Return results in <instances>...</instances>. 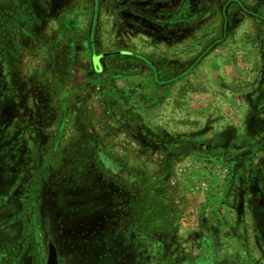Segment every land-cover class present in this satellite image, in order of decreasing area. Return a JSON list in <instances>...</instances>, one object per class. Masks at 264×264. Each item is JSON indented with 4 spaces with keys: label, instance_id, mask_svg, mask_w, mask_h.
Masks as SVG:
<instances>
[{
    "label": "rangeland",
    "instance_id": "374dc122",
    "mask_svg": "<svg viewBox=\"0 0 264 264\" xmlns=\"http://www.w3.org/2000/svg\"><path fill=\"white\" fill-rule=\"evenodd\" d=\"M253 104L264 0H0V264H264L221 195L262 174L264 142L229 187Z\"/></svg>",
    "mask_w": 264,
    "mask_h": 264
},
{
    "label": "trees",
    "instance_id": "16d2710c",
    "mask_svg": "<svg viewBox=\"0 0 264 264\" xmlns=\"http://www.w3.org/2000/svg\"><path fill=\"white\" fill-rule=\"evenodd\" d=\"M127 53V52H125ZM133 57L138 58L139 60H144V62H147V58H144L142 56L133 54ZM152 63V64H150ZM149 68L152 71V80L156 87H168L178 79H181L186 76L191 71V65L187 66L186 70L178 76L174 77H166L164 78L162 74H159V68L152 60H150L149 64L147 63ZM162 64H160L161 66ZM193 66L196 64H192ZM164 67V66H161ZM253 112L247 116L246 120V132L247 136H255L262 134V138L259 142H256L253 144L252 147L245 150L244 154L240 156L237 160H233L229 162L227 165L229 166L230 172H231V179L237 174L236 171L241 170V172H244L247 168H245L246 165H250V162L252 160L253 154L257 152V150L260 148V144L264 142V122L262 119H258V115L255 112V104L252 105ZM174 141V140H173ZM177 142V141H174ZM181 148V147H179ZM169 152L172 154L173 152L177 150V147H167ZM180 150H184V148H181ZM255 173V172H254ZM246 178L247 185H246V192H243L241 188H236V194L240 198L243 197L244 193L246 194V200H245V207H248L249 205V214L251 215V218L253 220L254 227L256 229V232L261 239L262 244L264 245V168L262 171V174H260L258 177L253 176ZM230 179V180H231ZM234 180V179H233ZM242 201V199H240ZM238 204V203H237ZM240 206V203L238 204ZM243 205L241 204V209H243ZM242 211V210H241ZM239 211V212H241ZM206 257L199 258L197 262L199 264H208L206 262Z\"/></svg>",
    "mask_w": 264,
    "mask_h": 264
},
{
    "label": "crops",
    "instance_id": "0c3cea01",
    "mask_svg": "<svg viewBox=\"0 0 264 264\" xmlns=\"http://www.w3.org/2000/svg\"><path fill=\"white\" fill-rule=\"evenodd\" d=\"M184 79V77L183 78H181V79H178L177 81H175L174 83H172L170 86H179V85H181L182 83H183V80ZM158 88V87H157ZM171 89L172 87H167V89ZM174 88V87H173ZM160 89H164V88H160ZM165 90V89H164ZM159 100H161V99H157V101H159ZM195 164H198V163H195ZM199 170H195L194 172H198ZM200 173V172H199ZM192 177H194V176H192ZM233 178L231 179V186H229L230 188H231V190H232V188H233ZM226 182H227V180H226V176H225V182H224V179H223V183H225V186L224 187H226V190H225V192H224V190H223V192L221 193V195L223 196V193H224V197L225 196H227V194L229 195V199H230V201L232 200L234 203L237 201V194L234 192V191H228L227 192V186H226ZM219 189H217V191H218ZM236 190V189H235ZM213 194H215V197L216 196H219L220 195V193L219 192H214ZM218 200H220V199H218ZM232 204V205H230V210H232L233 212H239V211H241L242 209H241V204H240V206L236 203V204ZM220 204H221V201H220ZM226 205H224V204H222L221 206H219V207H225ZM248 207H249V205H247ZM248 207H245V210L249 213V208Z\"/></svg>",
    "mask_w": 264,
    "mask_h": 264
},
{
    "label": "flooded vegetation",
    "instance_id": "af4514ba",
    "mask_svg": "<svg viewBox=\"0 0 264 264\" xmlns=\"http://www.w3.org/2000/svg\"><path fill=\"white\" fill-rule=\"evenodd\" d=\"M1 178H0V186L2 185V181L4 180L5 181V183L8 181V178L7 177H5V176H0ZM4 178V179H3ZM8 199H10L9 197H8ZM8 199H6L5 198V200H3V201H0V211L2 212L1 214L3 215L4 213H6L7 212V210H6V208L8 207V205L10 204V202L8 201ZM6 215H8V214H6ZM3 216H5V215H3ZM4 219H7V218H4ZM3 219V221L5 222V220ZM6 227V226H5ZM4 233V230H1L0 231V235H4L3 234ZM2 242H5V239L4 240H2Z\"/></svg>",
    "mask_w": 264,
    "mask_h": 264
},
{
    "label": "water",
    "instance_id": "95a60500",
    "mask_svg": "<svg viewBox=\"0 0 264 264\" xmlns=\"http://www.w3.org/2000/svg\"><path fill=\"white\" fill-rule=\"evenodd\" d=\"M56 258H55V249L53 246L49 247V254L47 257V264H56Z\"/></svg>",
    "mask_w": 264,
    "mask_h": 264
}]
</instances>
